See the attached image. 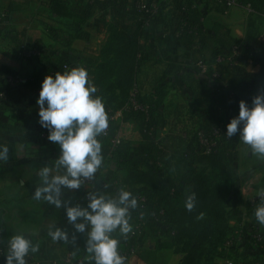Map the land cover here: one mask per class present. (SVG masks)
<instances>
[{
  "label": "trees",
  "instance_id": "obj_1",
  "mask_svg": "<svg viewBox=\"0 0 264 264\" xmlns=\"http://www.w3.org/2000/svg\"><path fill=\"white\" fill-rule=\"evenodd\" d=\"M187 1H167L172 27L166 38L158 39L173 51L174 59L180 58L177 56L179 49L188 53H201L206 50L208 43L214 40L207 74L201 75L198 67H192L197 72L198 83L205 90L201 101L202 123L194 132L186 135L188 139L184 145H177L175 150L167 147L166 153V149L157 137V130L161 128L162 122L159 110L164 99V89L161 87L157 89L154 97L144 99L145 104L149 106L148 115L144 112H135L132 116H125L117 121L111 120L109 116V136L98 137L102 144V165L89 179L97 194L115 197L121 189L130 191L139 195V198H136L137 210L142 206L141 199L144 198L150 207L164 211L168 218L165 224L167 227L159 229L157 234L154 227L141 228L133 236L132 231L122 235L117 230L112 235L120 241L119 249L127 247L131 252L144 257L145 243L155 239L156 251L171 249L175 254L184 255L181 264H203L205 260L209 262L211 250L216 254L213 253L211 256L215 262L210 264H219L217 259L225 257L219 247L232 234L233 227L230 221L238 207V200L230 198V183L237 162V147L240 140L238 134L231 138L227 137V125L233 117L238 116L241 100L247 101L251 106V96L257 91L264 75V42L259 38L264 33V24L258 25L259 20L264 22V0H240L241 5H250L253 10L247 27L253 28L254 33L251 32L242 40L225 39L219 36L207 22L213 36L209 41L201 42L191 40V36L176 35L174 19L181 13ZM33 3L40 4L56 18L68 19L77 25L84 22L83 15L73 10L72 0H9L6 16L0 20V32L8 28L9 12L26 10ZM214 11L224 15L225 9L216 6ZM198 14L196 11H188L182 18L190 19V24L196 26ZM160 24H162L161 18L156 20V30L159 29ZM108 29L110 33L108 41L97 55H87L88 59H85L83 67L86 68L88 75H91L90 80L98 89L96 95L102 97L106 109L117 112L125 109L130 103L142 61L141 56L145 55L147 50L141 42V29L125 35L119 31L116 22L110 23ZM178 32L184 35L185 30ZM242 41L250 46L261 68L256 74L242 73L235 68H228L226 72L236 73L235 75L240 78V84L232 88L223 84L222 75L218 78L212 77L214 62L217 55L231 53L233 47ZM197 45L200 49H195ZM78 57L70 50H66L64 54L56 57L55 64L51 65L45 74L25 76L28 81L19 85H11L7 76L22 75L21 73L0 67V95H4L0 98V145L9 148L8 160L0 161V174L5 177H17L23 182V192L18 200L20 203L33 199V194L41 182L29 165L16 164L15 143L12 139L35 138L40 141L39 144L47 147L46 150L50 152L49 157L54 155V143L48 139L40 140L38 137L37 99L45 77L54 75L57 71L63 73L65 65L76 67ZM23 100H29V104L23 105ZM35 106L37 107L34 108ZM11 112L16 113L15 120L9 115ZM130 119H134L140 127L141 142L134 144L120 139L116 144L114 139L120 131L121 124ZM217 130L220 131L219 134H215ZM159 156L163 158V165L156 168ZM120 171H125L126 175H120ZM90 187L84 184L82 179L79 189H64L61 199L68 206L85 207L87 205L85 193ZM193 192L196 193V206L192 211H188L185 201ZM45 205L46 216L66 209L57 208L46 200ZM129 222L132 225L131 218ZM0 231L2 237L8 239L4 211L1 208ZM75 245L83 252L87 249V245L80 241L75 242ZM29 257L28 255L27 258ZM27 262L32 264V258L27 259Z\"/></svg>",
  "mask_w": 264,
  "mask_h": 264
},
{
  "label": "crops",
  "instance_id": "obj_2",
  "mask_svg": "<svg viewBox=\"0 0 264 264\" xmlns=\"http://www.w3.org/2000/svg\"><path fill=\"white\" fill-rule=\"evenodd\" d=\"M8 4L9 0H0V20L3 19L2 14L8 11ZM72 7L76 13L82 14L85 18L82 24L77 25L71 20L56 18L38 3H33L26 10L9 12L8 28L0 32V67L23 74L25 62L22 61L24 59L18 53V47L27 42L45 44L48 49H53L54 57L70 50L72 54L79 56L77 65L83 67L85 59H88L86 53L95 51L93 54L97 55L108 41L110 35L108 28L111 22L106 14L102 12L103 8H106L98 2L85 5L81 0H72ZM41 13L43 16H40ZM31 16V19L34 18L35 21L40 18L41 25L44 23L45 17L50 18L58 25V27H54L55 32L58 33L53 34L54 39L50 41L51 44L48 43L47 45L46 39H50V35L42 27L39 28L41 30L36 31V35L30 34V32L28 34L25 28L19 30L16 20ZM170 16L169 9H167V18H170ZM244 19L243 10L235 8L228 15L212 14L208 18V24L218 32L219 36L225 39L242 40L251 32L254 33L253 28L247 27ZM167 24L172 27L171 23ZM262 24H264L263 20H259L258 25L261 26ZM118 27L119 31L125 35L135 31L130 20L123 21L118 24ZM60 35L62 38H60ZM141 42L147 51L139 65L140 69L134 89L143 98L147 99L154 97L157 89L163 87L164 99L162 108L159 110V117L162 122L161 128L157 130V137L167 153V147L170 150H175L177 145H184L188 139L186 135L194 132L202 123L201 101L204 98L205 90L197 81V72L192 69L194 66L192 62L203 58L210 60L214 40H211L206 50L201 53H188L179 49L177 53L179 59H174L173 51H170L167 45L161 43L158 38L155 39L154 35H142ZM2 56L4 61L1 59ZM55 62L56 59L48 64V70ZM41 70L45 69L42 68ZM88 76L91 79V75ZM221 79L224 85L232 88L240 84V78L231 72H223ZM262 92H264V75L257 91L251 96L252 99ZM22 104L28 105L29 100H23ZM9 115L13 120L17 118L15 112H11ZM118 136L134 144L142 140L140 127L134 119L121 124ZM12 140L15 143L16 164L29 165L39 177L41 183L39 173L45 166H48L53 174H63L64 170L62 168L57 169V159L61 151L58 144L54 143V155L49 157L50 152L46 150L47 147L39 144L40 141L35 138L25 140L16 137ZM245 146L248 149H244ZM119 173L122 176L126 175L125 171ZM1 184L3 186H0V208L4 211L8 239L10 240L14 235L23 233L34 244L39 245V251L29 253L30 257L28 259L31 260L32 258L34 264H51L54 261L61 264L63 259L71 254L75 259H82L83 264H95L92 253H89L87 249L83 252L75 245L77 241L86 244L87 232L90 231V226L86 227L83 233L77 231L73 223L65 217L66 209L46 216V205L43 199L35 200L33 198L24 203L18 202L24 185L17 177H5L0 174ZM230 188V198L238 200L237 210L230 221V225L233 226L237 212L246 209L251 199L264 191V157L253 154L250 146L244 144L241 140L237 147V162L234 165ZM33 203H37V205L32 206ZM25 208H28L30 212H18L20 214L15 215V219L11 218L13 210L21 211ZM256 226L264 234V226H261L258 221ZM55 227L64 230L68 234L69 241H54L49 235V229L55 230ZM74 235L76 237L75 242L72 241ZM119 251L122 256L126 257L125 264H181L185 257L182 254H175L171 249L156 251L155 239H150L145 243L143 248L144 257L139 256L136 252H131L127 247L119 249ZM261 258L264 259V254ZM217 262L220 263L221 258L217 259Z\"/></svg>",
  "mask_w": 264,
  "mask_h": 264
},
{
  "label": "clouds",
  "instance_id": "obj_3",
  "mask_svg": "<svg viewBox=\"0 0 264 264\" xmlns=\"http://www.w3.org/2000/svg\"><path fill=\"white\" fill-rule=\"evenodd\" d=\"M98 89L89 79L84 67H74L48 75L42 82L37 99L39 124L48 130V140L60 146L57 169L63 174H53L45 166L40 170L42 183L33 194L35 200H46L57 208H66L67 217L79 232L87 226V251L94 255L95 264H125L126 257L119 251L120 241L113 237L119 230L122 235L132 231L130 210L138 205L130 191L121 189L115 197L90 193L87 207L68 206L61 197L64 189H79L82 179L92 178L103 161L102 144L98 137L109 127V116ZM238 134L239 140L250 146L253 154L264 157V92L252 99V104L241 100L239 114L227 125L226 135ZM9 148L0 145V161H7ZM254 212L256 220L264 226V191ZM196 206V193L187 196L185 207L192 211ZM83 220L84 222H78ZM54 241H69L61 228L49 229ZM72 241H76L75 235ZM39 251L23 233L14 235L6 255V264H28L29 253Z\"/></svg>",
  "mask_w": 264,
  "mask_h": 264
},
{
  "label": "built area",
  "instance_id": "obj_4",
  "mask_svg": "<svg viewBox=\"0 0 264 264\" xmlns=\"http://www.w3.org/2000/svg\"><path fill=\"white\" fill-rule=\"evenodd\" d=\"M167 1L170 0H81L85 5L94 4L98 2L104 6L102 12L106 14L109 21L121 24L125 20H130L132 26L142 30L143 36L154 35L156 38H166L170 33V28L167 23H170V18H167ZM222 6L225 11L224 15H228L235 8H241L245 14L248 23L253 10L250 5H241L240 0H188L181 13L175 17V31L177 36H191V40L201 42L203 40L209 41L213 33L208 28L207 20L209 16L215 14V7ZM188 11L198 12L196 26L190 24V19H183ZM2 14V18H5ZM161 18L162 24L158 30L155 29L156 20ZM178 30H185L184 35ZM264 34L260 40L264 42ZM195 49H200L197 45ZM45 53V46L42 43L27 42L20 46L19 55L24 60L37 61ZM145 55L141 56L143 60ZM214 72L212 77L218 78L228 68H235L242 73L256 74L260 71L261 64L253 54L250 46L242 41L233 47L231 53H221L216 56L214 62ZM193 65L198 67L201 75L207 74L209 71V61L205 58L193 62ZM74 66L65 65L64 70H71ZM82 67V66H76ZM11 85H19L26 83L28 80L25 76L9 74L7 76ZM3 94L0 98H3ZM143 98L136 89L131 93V100L129 105L120 111L113 112L111 109H106L111 120H120L125 116L133 115L135 112H144L149 114V106L145 104ZM106 108V107H105ZM36 130L39 131V139H48L49 132L47 129L41 127L39 124V116L37 117ZM109 128L101 134L103 138L109 136ZM152 132V130H150ZM219 130L215 134H219ZM120 137L117 135L114 139L116 144L119 143ZM145 158V157H143ZM152 164L150 161H148ZM163 158L159 156V161L156 168L161 167ZM84 184L90 185V189L85 193L86 202L90 199V193L94 192V185L89 178L83 179ZM135 198L139 195L132 193ZM260 202V195L253 197L246 209L237 212L233 223L232 234L221 244L220 250L225 257L221 258L219 264H264V259L261 256L264 254V234L256 226V218L254 212ZM142 206L139 210L131 209L130 215L132 219V236L145 227H154L155 234L159 229H164L168 221L164 211H157L153 206H149L146 199H141ZM9 239L2 237L0 231V264H6V255L9 246ZM28 259V258H26ZM35 263V262H34ZM32 263V264H34ZM51 264H60L59 262H52ZM61 264H83L82 259H75L73 255H67Z\"/></svg>",
  "mask_w": 264,
  "mask_h": 264
},
{
  "label": "rangeland",
  "instance_id": "obj_5",
  "mask_svg": "<svg viewBox=\"0 0 264 264\" xmlns=\"http://www.w3.org/2000/svg\"><path fill=\"white\" fill-rule=\"evenodd\" d=\"M40 16H43L42 13L40 14ZM31 18H32V16L31 17H21L18 20H16V24L19 25V30H23L25 28L28 34L30 32V34L36 35L37 34L36 31L41 30V29H39L40 27L46 29L47 34L50 35V39H46V43L48 45V43H50V41H52L54 39L53 38V36H54L53 34L54 33H56V34L58 33V32H55V28H54V27H58V25H56V23H54L48 17H45V21H44V23H42V25H41V21H40L41 19L40 18H37L36 21L34 20V18H33V20ZM244 18H245L244 19V21H245L246 20L245 14H244ZM30 20H32V21H30ZM260 37L262 38V36H260ZM60 38H62V36ZM53 52L54 51H53L52 48L51 49H48V47L45 45V53L42 56V58H40L39 60H37V61L22 60L23 62H25L24 63L25 65H23L25 67H24V72H23L22 75L23 76H28L29 74H42L44 72H47V70L49 68L48 64H50V62H54L55 59H56V56H57L56 55L54 57V55H53L54 53ZM94 52L95 51H93V53ZM18 53H19V47H18ZM93 53H86V54H88V56H91V55H94ZM1 59H2V61H4V57L3 56L1 57ZM40 68L41 69L43 68L45 70H41ZM246 148L248 149V147L245 146L244 149H246ZM0 186H3V184H1ZM36 205H37V203H33L32 204V206H36ZM18 212H20V213H27V212H30V211L28 210V208L22 209L21 211L13 210L11 212V218L12 219H15V215L20 214ZM210 250H211V248H210ZM213 253L216 254L215 252H213L211 250L210 257H209V262L205 260L203 264H210L211 262H215V261H213V258L211 257V256H213ZM177 255H181V254H177Z\"/></svg>",
  "mask_w": 264,
  "mask_h": 264
}]
</instances>
